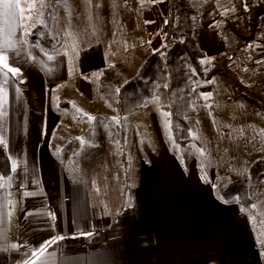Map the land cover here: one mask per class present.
<instances>
[{"label":"crops","instance_id":"obj_1","mask_svg":"<svg viewBox=\"0 0 264 264\" xmlns=\"http://www.w3.org/2000/svg\"><path fill=\"white\" fill-rule=\"evenodd\" d=\"M30 1L20 0L21 6L27 9ZM160 1L167 13L166 0ZM225 1L227 13L199 12L195 36L204 54L214 51L216 38L229 45L216 27L219 16L237 30L231 38L251 35L245 32L241 3ZM135 9L147 31L143 46L156 41L164 46L166 23L163 35L151 41L154 17L143 5ZM29 21L19 29L21 43L9 56L19 74L6 77L0 65V85L8 93L0 113V143L10 164L9 175H0V264H264V232L256 231L237 195H219L196 159L182 158L176 144L156 141L144 147L133 119L144 105L129 115L110 109L130 117L124 124L128 135L119 124L115 127L121 131L115 135L121 149L118 182L108 183L104 173L97 180L94 170H75L64 140L53 144L52 135L65 121L68 99L76 92L88 96L94 78L99 92L102 69L122 62L107 63L102 43L58 48L38 31L25 37V30L35 31ZM255 32L254 38L260 33L264 38L260 17ZM129 49L135 47L125 48L127 61L133 57L128 58ZM203 58L202 68L209 72ZM55 97L58 106L53 105ZM58 237L62 239L45 248Z\"/></svg>","mask_w":264,"mask_h":264},{"label":"rangeland","instance_id":"obj_2","mask_svg":"<svg viewBox=\"0 0 264 264\" xmlns=\"http://www.w3.org/2000/svg\"><path fill=\"white\" fill-rule=\"evenodd\" d=\"M208 1L211 0L199 7L201 14L204 10L215 14L216 9L228 12L225 0H212L207 4ZM35 4L37 11L29 21L31 25L39 18L40 0H35ZM137 4L143 5L154 17L156 31L151 35V41L156 35L162 36L167 13L166 4L160 0H90L89 7L87 0H66V4L61 3L60 7L53 4L45 26L36 28L34 32L36 35L39 33L42 39L44 34L49 36L52 45L58 48L73 46L83 49L92 43H102L107 63L122 62L126 65L125 80L140 66L143 44L147 42V31L140 27L135 9ZM150 14L147 16L152 17ZM255 33L245 37L248 39L234 36L229 45L216 38L214 51L203 55V65L213 70L221 62L231 76L242 78L252 93L264 99V38L261 33L257 36L259 38H254ZM208 39L213 42L212 37ZM148 45L154 50L163 46L161 41ZM131 46L135 47V52L132 60L127 61L124 50ZM211 80L219 85L225 78L214 76ZM96 83L94 78L88 96L75 91L68 99L71 104H67V110H64L65 121L53 133L51 140L53 144L58 138L64 140L67 160L75 170H94L97 180L104 173L108 183L112 184L121 177V149L115 138V127L119 124L124 134V124L130 117H121L117 111L110 110L97 91ZM201 97L203 104L196 113L197 131L182 149L176 148L182 158H195L214 185L218 186L227 173L236 179H245L251 198L249 214L256 231L264 232V152L261 151L264 119L249 107L230 102L226 92L220 98H215L210 92H203ZM58 100L55 97L54 106H58ZM88 116L97 119L89 120ZM133 119L138 122L135 134L142 137L144 147H150L156 141H167L170 146H175L168 114L159 107L157 98L149 100L133 115Z\"/></svg>","mask_w":264,"mask_h":264},{"label":"trees","instance_id":"obj_3","mask_svg":"<svg viewBox=\"0 0 264 264\" xmlns=\"http://www.w3.org/2000/svg\"><path fill=\"white\" fill-rule=\"evenodd\" d=\"M207 0H177L176 8L171 0L167 3V35L164 46L158 51L143 46L142 63L137 72L128 79H123L126 67L123 63H115L102 69L98 90L110 109H118L121 115L134 113L149 100L157 98L159 107L168 114L169 129L173 142L183 147L191 141L197 131L196 113L201 108L202 92H211L220 98L226 92L232 103L249 107L253 113L264 119V99L252 93L245 82L234 78L218 62L215 68L205 72L201 58L204 53L198 45L195 34L198 32L199 7ZM240 5L241 0H232ZM262 5L245 16L246 33H254L256 19L262 14ZM176 26L180 37L172 38V29ZM216 27L222 36L231 43V32L237 31L228 24L224 16H219ZM245 37L244 33L239 32ZM134 49L127 51L130 58ZM224 77L222 84L208 83L212 77ZM117 134H121L117 126ZM10 172V164L6 152L0 143V175L5 177ZM216 191L224 199L238 196L242 208L251 205V198L245 179H236L225 174Z\"/></svg>","mask_w":264,"mask_h":264},{"label":"snow or ice","instance_id":"obj_4","mask_svg":"<svg viewBox=\"0 0 264 264\" xmlns=\"http://www.w3.org/2000/svg\"><path fill=\"white\" fill-rule=\"evenodd\" d=\"M61 3L66 4V0H40V9L39 18L37 19L35 24H32L30 27L34 30L38 27L45 26L46 17H50L52 12V5L55 4L57 7H60ZM247 7V5H245ZM37 11L35 0L33 2L28 3L27 9L21 6L20 0H0V17H2V21H0V65H2L3 69H6L7 72L5 76H11L12 79H15L20 72L18 67H11L9 64V56L14 54L17 44L21 43L19 36V29L22 27H27V21L32 19L33 13ZM28 13L25 15V13ZM147 23V21H146ZM167 24L168 21H165ZM25 37L29 35H34V31L23 32ZM23 49L21 48V51ZM49 60H52V56H48ZM4 86L0 85V113L3 112V104L7 101L8 93L3 91ZM209 94H205L207 96ZM89 120H95L96 117L88 116ZM15 167V165L13 166ZM11 207V205H9ZM131 207V205H129ZM86 235H91V233H87ZM58 239H62V237H58L57 239H53L48 242V247L52 244L57 243ZM44 249L41 250V255L43 254Z\"/></svg>","mask_w":264,"mask_h":264},{"label":"built area","instance_id":"obj_5","mask_svg":"<svg viewBox=\"0 0 264 264\" xmlns=\"http://www.w3.org/2000/svg\"><path fill=\"white\" fill-rule=\"evenodd\" d=\"M171 3H172V7L175 9L177 0H171ZM260 4L262 5V9H263L260 19L264 22V0H241L243 14L245 15L249 14L253 9L257 8ZM245 5H247V7H245ZM179 37H180V31L176 26H173L172 38L176 40Z\"/></svg>","mask_w":264,"mask_h":264}]
</instances>
